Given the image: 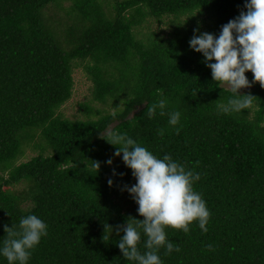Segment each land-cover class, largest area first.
<instances>
[{
    "label": "trees",
    "instance_id": "1",
    "mask_svg": "<svg viewBox=\"0 0 264 264\" xmlns=\"http://www.w3.org/2000/svg\"><path fill=\"white\" fill-rule=\"evenodd\" d=\"M60 1L0 0V248L5 225L36 215L48 235L28 264H135L120 252L116 228L143 218L125 188L136 183L131 170L102 139L113 130L200 176L193 188L210 212L208 231L197 222L187 235L166 229L181 251L161 248L162 264H264V88L242 89L256 98L253 108L224 114L218 105L232 93L189 44L194 34L218 37L247 0H112L107 12L96 0H74L76 22L63 42L44 18ZM146 19L165 20L168 30L142 35ZM77 69L91 81L92 101L113 111L82 103L80 118L61 115ZM245 75L251 83L253 74ZM161 99L166 114L157 109L149 118L147 107ZM173 111L181 113L175 127ZM35 136L39 153L16 165ZM106 224L113 232L103 240ZM145 240L142 234V254ZM0 264H8L2 254Z\"/></svg>",
    "mask_w": 264,
    "mask_h": 264
},
{
    "label": "clouds",
    "instance_id": "2",
    "mask_svg": "<svg viewBox=\"0 0 264 264\" xmlns=\"http://www.w3.org/2000/svg\"><path fill=\"white\" fill-rule=\"evenodd\" d=\"M244 7L246 11H241L238 17L222 26L218 37L205 32L194 34L189 41L191 49L205 58L212 80L219 88L227 87L232 93L226 103L218 105L224 114L253 108L256 98L251 94H241L242 89L251 88L253 83L264 88V0H247ZM247 72L253 74L251 83L245 75ZM166 103L161 99L148 106L147 116L154 117L157 109L164 116ZM167 115L170 126L179 124V111ZM179 131L176 128L177 134ZM158 135L162 137L164 129H159ZM102 139L115 148L116 157L122 155L124 165L136 180L134 185L125 188L138 205V214L143 219L129 218L126 225L116 228L118 235L123 231L117 246L126 260L135 264H162L158 255L161 248L166 249V255L180 252L178 246L167 240L168 228L182 230L187 235L189 226L197 222L202 232L207 233L210 212L202 196L193 188L200 179L198 173L186 169L170 155L157 158L126 133L109 130L106 138ZM106 163L111 166L113 161L109 159ZM93 167L98 172L100 162L93 161ZM113 175H117L115 170ZM112 184L113 180L109 179L108 185L111 187ZM104 228L102 239L108 240L113 228L108 224ZM47 229V224L36 215L21 218L18 226L5 225L6 235L0 254L8 264H28L32 252L48 235ZM109 230L110 235H105ZM142 234L146 237L143 254L138 248ZM207 247L212 250L211 245Z\"/></svg>",
    "mask_w": 264,
    "mask_h": 264
},
{
    "label": "rangeland",
    "instance_id": "3",
    "mask_svg": "<svg viewBox=\"0 0 264 264\" xmlns=\"http://www.w3.org/2000/svg\"><path fill=\"white\" fill-rule=\"evenodd\" d=\"M98 4L101 5L102 9L107 12L109 10L110 2L112 0H96ZM74 4V0H61L58 6L50 5L44 12V18L48 25L53 27L54 30L58 32L63 42V36L66 30L71 27L73 21L76 22L73 18L72 12H70V7L72 9ZM206 18V16H201L200 19ZM83 22L81 21L80 24ZM203 26V25H202ZM139 33L142 35L151 34L152 32L164 33L168 30L167 22L162 20L159 23L154 21L153 19H146L145 23H142L138 27ZM74 80V88L72 92L71 99L65 103L59 110L61 115L64 118L75 120L80 118L79 106L82 103H89L95 109L100 110H112V108H108V103L101 104L95 101H92L91 97V89L92 84L89 79H87L86 74L81 70L77 69L73 74ZM107 105V106H106ZM38 141V137L35 136L33 140L25 141L21 147V155L19 156L16 165L26 162L36 156L39 151L34 148V143ZM50 149H47L43 154H49ZM113 162H117V160H113ZM23 186H18L15 189L21 190Z\"/></svg>",
    "mask_w": 264,
    "mask_h": 264
}]
</instances>
